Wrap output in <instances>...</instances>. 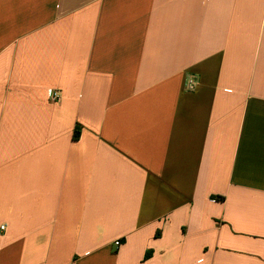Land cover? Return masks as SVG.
Wrapping results in <instances>:
<instances>
[{"label":"crops","instance_id":"1","mask_svg":"<svg viewBox=\"0 0 264 264\" xmlns=\"http://www.w3.org/2000/svg\"><path fill=\"white\" fill-rule=\"evenodd\" d=\"M1 226L0 264H264V0H0Z\"/></svg>","mask_w":264,"mask_h":264},{"label":"built area","instance_id":"2","mask_svg":"<svg viewBox=\"0 0 264 264\" xmlns=\"http://www.w3.org/2000/svg\"><path fill=\"white\" fill-rule=\"evenodd\" d=\"M194 88H195V83H194L192 80H189L188 83H187V85H186V89H187L188 91H193ZM49 98H50L51 101H53V102H57V101H59V100L61 99V95H60V93H59L58 91H56V90H50V92H49ZM0 229H1V230H4L5 227H4V226H1ZM114 245H115L116 247H120L121 242L118 240V241H116V242L114 243Z\"/></svg>","mask_w":264,"mask_h":264}]
</instances>
